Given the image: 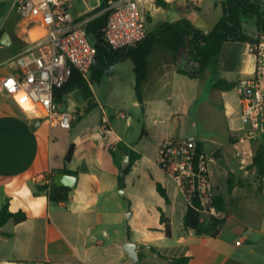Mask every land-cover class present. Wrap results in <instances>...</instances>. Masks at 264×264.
Masks as SVG:
<instances>
[{"label":"crops","instance_id":"0c3cea01","mask_svg":"<svg viewBox=\"0 0 264 264\" xmlns=\"http://www.w3.org/2000/svg\"><path fill=\"white\" fill-rule=\"evenodd\" d=\"M14 1L10 11H15L19 20L0 15V40L4 33L10 36L7 46L0 44L2 74L17 71L11 61L29 48L33 34H25ZM189 1L190 4L181 0L161 7L162 23L185 18L209 33L222 17L221 3L225 0ZM155 23L156 20L150 23L151 27ZM244 26L249 35L256 34L255 19H247ZM250 49L246 43L225 44L218 63L196 78L179 72L199 68L188 50H182L177 57L163 50L148 55L143 104L137 103L144 120L157 132L146 131V138L155 145V159L131 147L127 162L116 154L117 143H122L117 126L119 119L126 116L121 118L123 113L113 105L122 91L132 88L135 92V67L130 59L103 70L102 79L107 75L109 80L106 99L96 94L90 84L94 109L87 110V101L78 92L59 104L72 116L70 129L52 127L0 94V210L9 200L10 212H23L27 217L19 224L10 220L1 228L0 264H170L151 248L170 259L191 256L190 264H264V174L252 165L264 138L250 142L244 139L246 128L237 89L240 81L254 78L262 65L261 58ZM220 79L235 83V88L215 89L214 83ZM71 99L78 103L74 110H70ZM197 118L207 129L209 142L223 146L226 143H221L219 137L224 134L235 148L242 144L234 155L236 169L228 172V188H221L213 179L216 198L228 214L216 237L200 236L184 228L187 204L173 179L157 165L161 144L195 131ZM104 123L108 132L102 130ZM188 136L196 137L205 148V139L195 134ZM70 145L75 146V152L66 164ZM127 168L130 171L122 190L119 176ZM63 169L75 172L76 182L67 203L52 205L46 194H35L33 184ZM157 184L165 190L168 201L158 192ZM162 212L171 225L170 238L164 233ZM125 243L140 245L137 262L122 248Z\"/></svg>","mask_w":264,"mask_h":264},{"label":"built area","instance_id":"2783aa9c","mask_svg":"<svg viewBox=\"0 0 264 264\" xmlns=\"http://www.w3.org/2000/svg\"><path fill=\"white\" fill-rule=\"evenodd\" d=\"M14 9L22 18L25 34L29 36L30 31L33 34L29 48L11 61L17 71L0 73V94L50 126L70 129L72 116L62 111L54 93L64 86L74 69L85 78L90 75L97 55L95 40L87 30L93 18L77 20L66 4H51L49 0H15ZM103 13L107 19L101 31L110 50L135 47L146 38L142 0H109ZM263 48L264 41L251 47V53L261 58L262 65L254 78L240 81L237 87L242 122L250 127L251 139L264 134ZM119 116L125 118L124 114ZM102 130H109L105 123ZM213 161L215 157L196 137L185 136L168 138L161 144L157 165L173 179L188 208L205 218L224 221L228 214L215 204ZM44 181L45 177L39 183Z\"/></svg>","mask_w":264,"mask_h":264},{"label":"trees","instance_id":"16d2710c","mask_svg":"<svg viewBox=\"0 0 264 264\" xmlns=\"http://www.w3.org/2000/svg\"><path fill=\"white\" fill-rule=\"evenodd\" d=\"M109 0H105L101 11L105 9ZM159 6L166 8L168 3L164 0H157ZM222 17L215 27L209 32L202 30L188 19H181L176 22H165L155 27L152 32L147 33L146 38L128 49L119 51L110 50L103 40L102 29L107 19V14L102 13L91 19L87 24L89 35L95 40L97 55L95 63L91 68L90 81L85 78L77 69H74L69 80L59 89L55 90L54 100L57 104H62L64 100L73 92H78L83 99L87 101V110L94 109L95 105L91 101L93 97L90 84L99 82L103 76L105 68L112 67L118 62L130 59L134 64L135 72V94L137 102L142 105V83L147 71V57L155 50L170 51L177 57L182 50H188L191 60L197 63L199 68L195 72L179 70L180 73L188 75L190 78L200 76L206 69L218 63L220 54L227 43H246L250 47L257 46L264 41V1L263 0H225L221 3ZM255 19L256 34L249 35L245 29L244 23L247 19ZM236 86L235 83L220 79L214 83V88L222 91H230ZM75 152V146L70 145L65 156V163L72 160ZM253 166L258 167L261 174H264V143L259 147L253 157ZM130 171L127 168L119 177L120 186L124 184V178ZM58 171H52L45 175V181L33 184L36 195L46 194L52 205L67 203L71 188L64 187L60 191L53 193L55 188L54 179ZM59 172L76 175L75 172L67 169ZM157 190L162 197L168 201V196L160 184H157ZM216 205L219 210L223 207L216 198ZM27 219L23 212L12 213L9 210V200L0 210V234L1 228L10 220L15 224L24 222ZM161 222L164 225L166 237L172 236L170 222L161 213ZM223 221L213 220L203 217L197 210L188 208L184 217V228L194 231L200 236L216 237L222 226ZM151 251L160 258L168 260L170 264H190L192 257L183 256L170 259L162 255L157 249L151 248Z\"/></svg>","mask_w":264,"mask_h":264},{"label":"rangeland","instance_id":"374dc122","mask_svg":"<svg viewBox=\"0 0 264 264\" xmlns=\"http://www.w3.org/2000/svg\"><path fill=\"white\" fill-rule=\"evenodd\" d=\"M14 0H0V15H2V18L4 19L7 15H11V17L16 16V20H19V16L16 14L15 11H10L12 2ZM51 4H57V3H64L69 8V11L73 14V16L77 20H85L94 18L100 14L103 13L101 11V8L105 2V0H49ZM165 1V0H164ZM181 0H170L168 4L176 5ZM211 2V0H208ZM166 2V1H165ZM189 0H185V3L190 4ZM194 6V5H193ZM168 7V6H167ZM166 7V8H167ZM196 6H194L195 8ZM142 10L144 11L145 17H146V32H150L151 29L154 28V26H159L160 23L163 22L162 19V12L159 10L161 6L158 5L157 0H142ZM164 9V7H163ZM156 20V25L152 26L150 23L154 22ZM90 75L88 76V80L90 81ZM93 91L98 94L101 98L106 99L108 97V90H109V80L106 77H103V79L100 82H93L92 83ZM77 96V95H76ZM76 98V97H75ZM78 101L82 102V98L78 97ZM105 101V100H104ZM77 102L75 99L70 100V110H74V106H77ZM113 108L116 111H121L126 116V119H119V124L117 126V132L118 135L122 139V143H117V148H120L124 153L131 155L132 150L131 148L136 149L139 152H144L153 159L156 158V152H155V145L151 138H146L147 136V130L152 133L157 134V132L154 131L155 128H153V125L146 122L142 116V110L140 106L138 105L136 101V96L134 90L131 88L130 90L122 91L114 100ZM120 113V112H119ZM215 116V114H214ZM217 116V115H216ZM215 116V117H216ZM130 117H134V120L131 122L129 121ZM198 121V127L195 128V131L188 132V135H198L203 140V144L205 145V149L208 153L213 154V152L217 149H222L223 152V158L220 160L215 159L211 163V173L214 181L217 183L218 186L221 188H228L229 182H228V172L232 169H236L237 159H236V153L240 152V148H235V145H232L228 143L227 138L224 134H222L219 137V140L223 146H219L218 144L209 142L208 138H210L208 135L207 129L205 130L204 124L201 122L199 118H197ZM156 128H158L156 126ZM245 133L244 136L246 141L250 142V140H255L256 138H250L249 137V126H244ZM143 131L145 134L143 135ZM160 132V131H159ZM187 135V136H188ZM264 138L263 135H259L257 138ZM177 138V137H174ZM244 143V142H242ZM221 151V150H220ZM143 167V166H142ZM123 173V172H122ZM122 174H120L121 176ZM119 176V177H120ZM251 178V176H250ZM251 184H254V182L250 181ZM130 184V183H129ZM124 184L121 186V189L123 190ZM121 200L123 201V204H125V198L122 195ZM129 213V212H127ZM177 225V224H176Z\"/></svg>","mask_w":264,"mask_h":264},{"label":"water","instance_id":"95a60500","mask_svg":"<svg viewBox=\"0 0 264 264\" xmlns=\"http://www.w3.org/2000/svg\"><path fill=\"white\" fill-rule=\"evenodd\" d=\"M257 33V31H256ZM8 41H10V36L7 33H4L1 40H0V44L7 46L8 45ZM37 125L39 124V122H36ZM116 154L118 156H121L124 160V162L128 161V155L124 152H122L120 150V148H117L116 150ZM213 156L215 157V159L220 160L221 158V151L217 150L216 152H214ZM76 182V177L73 175H69V174H65V173H57L54 179V184H55V188L53 189V193H56L58 191H60L62 188L64 187H68V188H72L75 185ZM205 217V215L203 216ZM140 247V245L138 244H133V243H125L122 245V248L126 251L128 257L133 261V262H137L138 261V252L137 249Z\"/></svg>","mask_w":264,"mask_h":264}]
</instances>
